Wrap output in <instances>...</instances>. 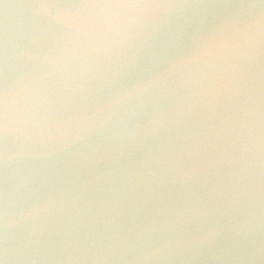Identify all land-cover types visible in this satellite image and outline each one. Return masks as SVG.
Returning <instances> with one entry per match:
<instances>
[{"label":"water","instance_id":"95a60500","mask_svg":"<svg viewBox=\"0 0 264 264\" xmlns=\"http://www.w3.org/2000/svg\"><path fill=\"white\" fill-rule=\"evenodd\" d=\"M0 264H264V0H0Z\"/></svg>","mask_w":264,"mask_h":264}]
</instances>
